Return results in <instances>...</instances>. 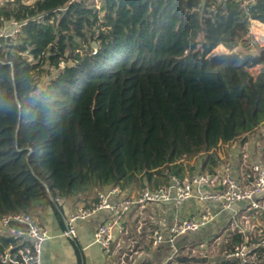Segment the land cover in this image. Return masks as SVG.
<instances>
[{
	"label": "trees",
	"instance_id": "obj_1",
	"mask_svg": "<svg viewBox=\"0 0 264 264\" xmlns=\"http://www.w3.org/2000/svg\"><path fill=\"white\" fill-rule=\"evenodd\" d=\"M32 1L0 5L26 23L0 35V215L50 208L63 226L61 199L168 183L264 122V45L235 51L264 0Z\"/></svg>",
	"mask_w": 264,
	"mask_h": 264
},
{
	"label": "built area",
	"instance_id": "obj_2",
	"mask_svg": "<svg viewBox=\"0 0 264 264\" xmlns=\"http://www.w3.org/2000/svg\"><path fill=\"white\" fill-rule=\"evenodd\" d=\"M25 24L13 18H0V35L12 37ZM260 153L264 155V143ZM192 198L198 203L214 201L219 208L212 211L204 206L191 216L179 215L182 203ZM170 202L176 213L164 232L165 219L155 214L154 209L164 208ZM99 212L105 214V219L93 231V242L111 259L108 264L151 263L154 259L146 254V247L155 251L162 245L172 249L165 260L168 261L179 255L177 243L184 236L211 226L222 212L229 213L230 221L240 216L250 224L248 234H240L242 239L232 246L227 259H237L238 264H258L261 258L264 261V243L259 242L264 240V160L251 162L242 154L235 173L232 165L225 163L210 172L193 170L182 177L170 174L168 183L151 188L135 183L127 187L111 183L95 189L89 204L78 205L67 215L66 228L60 235L73 237L76 223ZM0 230L7 239L0 251V264H43V244L52 237L32 214L25 211L2 214ZM252 234L261 238L251 239ZM256 254L258 260H249Z\"/></svg>",
	"mask_w": 264,
	"mask_h": 264
},
{
	"label": "crops",
	"instance_id": "obj_3",
	"mask_svg": "<svg viewBox=\"0 0 264 264\" xmlns=\"http://www.w3.org/2000/svg\"><path fill=\"white\" fill-rule=\"evenodd\" d=\"M264 125V124H262ZM261 126V125H260ZM257 127L252 133L248 134L247 140L239 142L233 141L228 144L222 145L224 151L218 145L215 149L210 150L207 153L199 154L201 157L197 156L190 160H183L184 171L182 175H186L193 170H200L205 172L214 171L220 168L227 162V164L232 165L233 172L235 173L237 167L241 161V155L246 154L248 160L251 162H258L264 160L262 151V146L264 143V128ZM257 131V132H255ZM226 147V148H225ZM192 167V168H190ZM192 169V170H188ZM237 175V174H235ZM137 184V183H135ZM138 185V184H137ZM146 185V184H145ZM162 185V184H161ZM140 186V185H139ZM144 186V185H143ZM148 186V185H147ZM93 191L90 193H85V195L80 196L76 201H71L67 199H61L59 204L61 205L63 211V226L59 224V221L53 215L52 210L47 208L45 210H40L41 214H32L44 227L47 228L51 235V239L46 240L43 244L41 257L43 264H77V259L74 255L71 243L73 239L80 245L83 256H85V264H108L111 259L106 256L101 247L93 242V231L100 224L103 219H105V214L103 212L96 213L92 215L91 218L86 221L78 222L75 224V234L73 237L61 236V232L66 228V218L67 215L72 212L78 205H87L93 198ZM207 206L210 210L216 211L219 206L214 201H208L205 203H198L192 198L186 202H183L179 208V215L191 216L193 213L199 211L202 207ZM164 211V212H163ZM155 214H161L165 219V226L163 231L166 232L167 226L170 224L172 216L176 213L173 207V203H166L164 208L158 207L154 209ZM229 217L228 212H222L218 218L211 224L213 226L205 227L204 233L197 234L198 232H191L188 237H192L193 234H197V237L202 235H209L208 233L214 229L215 225L222 227L224 220ZM41 219V221H40ZM200 231V230H199ZM185 237V236H184ZM0 238H2L6 243L7 239L4 237V232L0 230ZM180 244L177 243V245ZM6 246V245H5ZM4 246V247H5ZM3 247V248H4ZM2 248V249H3ZM169 250L166 246H160L155 251L146 247V254L154 259L153 261H165L170 254L166 253ZM1 251V250H0Z\"/></svg>",
	"mask_w": 264,
	"mask_h": 264
},
{
	"label": "rangeland",
	"instance_id": "obj_4",
	"mask_svg": "<svg viewBox=\"0 0 264 264\" xmlns=\"http://www.w3.org/2000/svg\"><path fill=\"white\" fill-rule=\"evenodd\" d=\"M2 1V0H0ZM24 3L28 4V3H32V0H22ZM96 3H98V1H95ZM246 2L248 1H244L242 3V6L246 4ZM1 3V2H0ZM248 40H249V44H250V50L246 49L244 50L243 47L238 46L235 51L238 53H249L252 55H255L256 53V46H263L264 45V26L259 23L258 21H255L253 19L249 20V26H248V30H247V35ZM216 52H226L225 48L222 45H218L215 49ZM52 69V68H51ZM264 124L261 123L259 126L264 128ZM258 126V127H259ZM257 132V131H255ZM233 141H240V138H236ZM232 141V142H233ZM230 143V142H229ZM229 143L227 146H229ZM221 144L219 145L221 147V149L224 151V147H222ZM226 148V147H225ZM199 157H201L198 154ZM197 157V156H196ZM194 157V158H196ZM227 163V162H225ZM192 168V167H190ZM190 170V169H188ZM32 214H41L40 210H34L33 212H31ZM230 219V218H229ZM229 219L224 220V224L220 226H214L215 228L212 229L207 235H202L200 237H197V234H201L204 233V230H200L197 231V234H193L192 237H188L187 235L182 238V241L180 242V245H177V248H180V251L178 254V256L173 257L172 259L168 260V261H159L158 263L160 264H214L216 261L221 260V259H225L227 258V254H229L232 246L234 244L237 243L236 240H238L239 238H236V235H243L245 236L246 234H248V229L249 227V223L246 224V220L241 218L240 216H238L236 219H231V221ZM228 220V221H227ZM41 221V219H40ZM259 225V223H257ZM213 226H211L212 228ZM189 235V234H188ZM252 238L251 239H255L258 241V239L261 238V236L252 234L251 235ZM258 237L255 238V237ZM248 237V236H246ZM249 238V237H248ZM250 241V240H249ZM259 242L264 243L263 239H260ZM166 253L170 254L172 253V249L169 248V250H166ZM182 256H186L188 258H190V261H186V262H180L178 261L176 258L177 257H182ZM196 259V260H192V259ZM252 258H256L257 260L260 258L258 257V255H251V257L249 258V260H251ZM192 260V261H191ZM156 263L155 261L148 263V264H153ZM258 264H264V261H261Z\"/></svg>",
	"mask_w": 264,
	"mask_h": 264
},
{
	"label": "water",
	"instance_id": "obj_5",
	"mask_svg": "<svg viewBox=\"0 0 264 264\" xmlns=\"http://www.w3.org/2000/svg\"><path fill=\"white\" fill-rule=\"evenodd\" d=\"M178 261H180V262H186V261H190V258H188V257H186V256H182V257H177L176 258ZM192 260H196V259H192ZM191 260V261H192Z\"/></svg>",
	"mask_w": 264,
	"mask_h": 264
}]
</instances>
